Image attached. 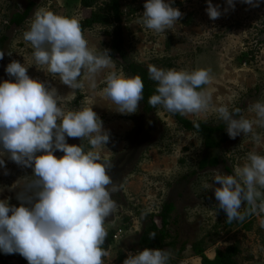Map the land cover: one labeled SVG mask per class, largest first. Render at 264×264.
<instances>
[{"label":"clouds","instance_id":"9594fccd","mask_svg":"<svg viewBox=\"0 0 264 264\" xmlns=\"http://www.w3.org/2000/svg\"><path fill=\"white\" fill-rule=\"evenodd\" d=\"M225 2L227 12L234 10L237 0ZM239 2L259 7L264 0ZM174 3L145 0L141 16L144 27L156 33L172 29L183 15ZM206 4L209 19L221 16L219 5L212 0H206ZM23 40L33 49L35 66H44V72L69 87L71 93L85 86L95 90L97 76L113 68L109 50L90 48L74 16L38 8ZM4 55L0 51V60ZM28 68L12 60L5 67L9 79L0 80V170L9 175L6 159L31 169V175L8 187L9 191L21 188L15 197L19 206L11 204L8 197L0 199V253L19 254L28 264H104L108 256L104 248L108 236L105 223L117 210L112 197L122 187L114 183L110 175L113 165L101 154L110 133L93 106L65 109L57 89L30 77ZM148 77L155 83L148 98L153 108L159 106L183 116L207 111L213 104L205 88L211 80L209 68L189 71L150 64ZM102 83L100 95L115 106L114 111L125 115L138 111L144 89L139 75L112 70L104 75ZM214 111L231 139L243 134L251 135L257 144L261 142L254 128L264 129V100L248 106L247 111L254 114L251 119L240 108L230 110L227 105L215 106ZM193 126L200 128L196 121ZM68 138H79L81 143L69 144ZM58 151L63 155H55ZM5 187L0 186V193ZM203 187H214L216 209L224 211L226 224L264 215V154L249 151L231 174L217 172L211 184ZM146 215L142 211L141 216ZM260 227L264 229V220ZM155 237V232L149 233V239ZM172 259L169 249L144 248L129 252L123 264H170Z\"/></svg>","mask_w":264,"mask_h":264},{"label":"rangeland","instance_id":"374dc122","mask_svg":"<svg viewBox=\"0 0 264 264\" xmlns=\"http://www.w3.org/2000/svg\"><path fill=\"white\" fill-rule=\"evenodd\" d=\"M33 1L36 7L27 21L21 27H14L9 24L10 19L24 12L29 0H0V38H6L0 48L5 52L0 60V80L9 79L5 67L12 60L25 63L30 77L57 89L65 109L85 104L93 106L104 129L109 131V143L102 147L101 154L113 165L110 175L114 183L122 187L112 197L117 210L105 223L106 240L112 237L114 243L107 250L104 264H123L119 261L121 253L126 259L129 252L142 251L139 241L150 224V215H159L168 201L176 206L168 225L170 239L167 242L174 244L170 264H201L193 250L195 244L203 249L209 260L215 258L217 251L237 247L240 250L234 258L237 264H264V229L260 227L264 215H251L242 223L226 224V214L216 209L218 202L214 198V187L219 185L208 190L203 187L205 183L211 184L217 172L231 174L249 151L264 154V129L254 128L261 137L259 144L251 135L241 134L231 139L225 130L221 147L207 150L197 134L181 129L159 106L154 112L144 114L139 103L136 113L120 114L100 95L104 86L102 80L108 71L124 72L118 60H113L112 69L97 76L95 90L85 86L82 91L71 93L69 87L47 75L44 66H35L33 49L23 40V33L38 8L74 16L81 21L88 18L92 10L100 11L108 0H101L91 10L83 9L80 0ZM120 3L124 14L121 24L124 48L131 62L147 70L150 64L189 71L211 69V80L205 88L211 93L213 104L207 111L183 115L186 119L214 127L225 125L214 111L219 105H227L230 110L240 108L247 118H253L254 114L247 111L248 106L256 100H264V3L251 7L237 0L234 10L224 12L225 0H212L214 5L220 6L222 14L211 20L205 11L206 0H175L173 7L180 9L182 18L172 29L162 33L144 27L141 16L145 0H120ZM113 32L114 26L97 25L84 35L93 50L108 49L110 52ZM67 142L81 143L79 138H68ZM55 155L59 157L63 153L58 151ZM213 158L219 161L216 167L199 169L202 160ZM6 166L9 175H3L0 170V186H7L0 193V199L8 197L11 204L19 206L15 197L21 188L9 191L8 187L31 175V169L21 168L7 159ZM142 211L147 212L145 217L141 216ZM183 245L185 250L178 256ZM0 264L28 262L19 254L0 253Z\"/></svg>","mask_w":264,"mask_h":264},{"label":"trees","instance_id":"16d2710c","mask_svg":"<svg viewBox=\"0 0 264 264\" xmlns=\"http://www.w3.org/2000/svg\"><path fill=\"white\" fill-rule=\"evenodd\" d=\"M101 0H80V5L85 10H91L97 7ZM36 7V3L33 0H29L27 8L22 13L15 14L9 21V24L14 27H21L29 18L31 12ZM123 11L121 9L120 0H108L104 7L100 11H93L88 18L80 21L81 27L84 33L87 30H92L95 26H114V32L112 34V45L110 49V56L115 61L118 60L122 65L123 71L128 76L139 75L144 83L143 99L140 101V107L144 114L154 112L155 108L148 104V98L153 94L155 89V83L148 77V70L141 65L131 62L128 58V53L124 48L123 28ZM6 41L5 37L0 38V48L2 43ZM176 123L187 132H193L197 134L203 141V146L207 150H217L221 147L225 141V125L211 126L204 122H197L200 124L199 130L194 128L193 122L186 119L179 114L169 113ZM219 164L217 158L212 160H202L199 164V169L204 170L208 167H216ZM176 206L173 202L168 201L163 207L159 215H150V224L144 229L140 241L139 247L144 248H161L172 250L174 244L167 242L170 239V233L168 232L169 221L172 215L175 213ZM156 221H159L160 225ZM155 232L156 237L149 239V233ZM114 243L112 237L105 239L104 248L107 251L108 248ZM185 250L184 245L180 250L178 256ZM193 250L196 255L200 257L201 264H237L234 259L240 253L237 247H229L225 251H217L215 258L209 260L203 249L199 245H193ZM125 256L121 253L119 261L123 262Z\"/></svg>","mask_w":264,"mask_h":264}]
</instances>
